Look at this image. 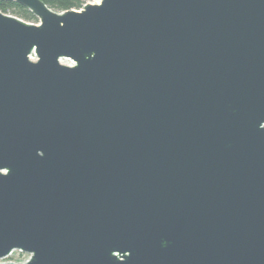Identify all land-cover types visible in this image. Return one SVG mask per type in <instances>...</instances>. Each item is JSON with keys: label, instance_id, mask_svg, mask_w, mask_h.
Instances as JSON below:
<instances>
[{"label": "water", "instance_id": "water-1", "mask_svg": "<svg viewBox=\"0 0 264 264\" xmlns=\"http://www.w3.org/2000/svg\"><path fill=\"white\" fill-rule=\"evenodd\" d=\"M0 264H264V0H0Z\"/></svg>", "mask_w": 264, "mask_h": 264}, {"label": "trees", "instance_id": "trees-1", "mask_svg": "<svg viewBox=\"0 0 264 264\" xmlns=\"http://www.w3.org/2000/svg\"><path fill=\"white\" fill-rule=\"evenodd\" d=\"M46 5L57 12H63L67 10H80L89 2L95 0H42ZM0 11L3 13H11L16 17L28 22L38 23V18L32 14L27 8L14 2H2L0 3Z\"/></svg>", "mask_w": 264, "mask_h": 264}, {"label": "rangeland", "instance_id": "rangeland-1", "mask_svg": "<svg viewBox=\"0 0 264 264\" xmlns=\"http://www.w3.org/2000/svg\"><path fill=\"white\" fill-rule=\"evenodd\" d=\"M100 0H95V1H92L90 3H97L99 2ZM6 14V13H5ZM8 15H12V16H15L11 13H7ZM25 21V20H24ZM28 22V21H26ZM28 23H32V22H28ZM39 23V22H38ZM37 24V23H35ZM30 258V254H27V253H23L21 251H14L12 253V255H10L8 258H5V259H2L0 261V263H23V262H26L27 260H29Z\"/></svg>", "mask_w": 264, "mask_h": 264}, {"label": "built area", "instance_id": "built-area-1", "mask_svg": "<svg viewBox=\"0 0 264 264\" xmlns=\"http://www.w3.org/2000/svg\"><path fill=\"white\" fill-rule=\"evenodd\" d=\"M90 3V2H89ZM12 255V254H11Z\"/></svg>", "mask_w": 264, "mask_h": 264}]
</instances>
